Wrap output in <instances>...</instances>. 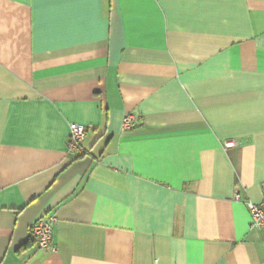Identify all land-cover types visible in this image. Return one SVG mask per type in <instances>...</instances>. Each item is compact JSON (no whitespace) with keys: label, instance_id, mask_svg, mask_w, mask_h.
<instances>
[{"label":"crops","instance_id":"1","mask_svg":"<svg viewBox=\"0 0 264 264\" xmlns=\"http://www.w3.org/2000/svg\"><path fill=\"white\" fill-rule=\"evenodd\" d=\"M263 198L264 0H0V264H264Z\"/></svg>","mask_w":264,"mask_h":264},{"label":"built area","instance_id":"2","mask_svg":"<svg viewBox=\"0 0 264 264\" xmlns=\"http://www.w3.org/2000/svg\"><path fill=\"white\" fill-rule=\"evenodd\" d=\"M135 124V117L132 114H126L121 122L123 130L131 129ZM67 150L75 156L83 154V141L86 132V127L79 123H69L68 125ZM226 147L231 146L225 144ZM235 199H239V194H236ZM247 209L250 213V228L261 229L264 231V198L259 203L251 201L246 202ZM53 216L46 219H37L29 228L30 236L35 242V246L39 249L55 250L52 243V232L55 225Z\"/></svg>","mask_w":264,"mask_h":264},{"label":"trees","instance_id":"3","mask_svg":"<svg viewBox=\"0 0 264 264\" xmlns=\"http://www.w3.org/2000/svg\"><path fill=\"white\" fill-rule=\"evenodd\" d=\"M77 157H79V156H77Z\"/></svg>","mask_w":264,"mask_h":264}]
</instances>
